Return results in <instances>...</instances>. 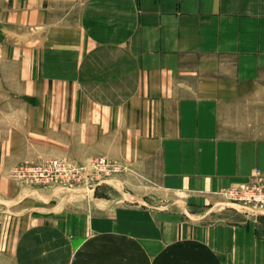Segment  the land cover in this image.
I'll return each mask as SVG.
<instances>
[{
	"label": "crops",
	"instance_id": "obj_1",
	"mask_svg": "<svg viewBox=\"0 0 264 264\" xmlns=\"http://www.w3.org/2000/svg\"><path fill=\"white\" fill-rule=\"evenodd\" d=\"M0 24L36 46L0 45L33 83L18 107L0 80V264H264V213L216 208L264 176V0H0ZM27 97L35 124L99 148L79 157L122 162L127 192L73 204L13 181Z\"/></svg>",
	"mask_w": 264,
	"mask_h": 264
},
{
	"label": "rangeland",
	"instance_id": "obj_2",
	"mask_svg": "<svg viewBox=\"0 0 264 264\" xmlns=\"http://www.w3.org/2000/svg\"><path fill=\"white\" fill-rule=\"evenodd\" d=\"M34 39H35L34 36L29 37V35L25 33L9 35L7 28L4 30L3 25L0 24V45L4 44L5 42H8L9 44L11 43L14 46L16 45L23 46L20 45L22 41L24 44L25 42H27L24 46L26 47L27 45L30 47L33 46V49H36V46L32 44ZM13 55L14 53L11 56L8 55V58L6 59L12 60L16 58ZM0 61H4V60L0 59ZM7 66L8 67H5L4 64L0 63V80H4V78L7 79L9 83V87L14 88L16 95L21 92L23 96L17 98L16 103L18 107H23L26 99L25 98V93L27 92L26 87L32 86L33 83H28V81H30V78L28 77L26 79L19 78L17 74L18 68L15 65L8 64ZM12 70H13V74L11 73ZM9 73H11L13 76H11V74ZM32 92L38 93L39 91L37 88L36 89L33 88ZM112 100L116 101L115 99ZM29 101H31V105H30L31 111L29 113H26V115L17 114L15 116L16 119L18 120V125L24 124L25 126H31V127L29 128L27 127L26 129L19 130L20 161L13 162L12 164L8 165L9 166L8 175L13 181H15L18 184L17 180L13 179L11 172L15 167H18L19 165L40 164L46 160L64 159L76 166H85V165H92L93 163L100 161V159H105L109 164L114 165V163H117L121 168L124 167V169L122 168L121 171L114 174L103 173L100 177L97 176L98 178L96 177L93 178V175H91L86 184L82 181H71L70 183H63V181H61L55 185L47 184L44 186H37V187H32V186L27 187V185H21V186L31 189L64 190L63 196L73 200L72 202L73 204H78V200H82V201L84 200L83 202L91 203L92 200H94L95 198L98 199L104 198V200L107 198L110 199L112 198V196L114 198H118L120 196V193L127 192V190L125 189H123L121 192L118 191L117 189H114L111 183V179L114 178L115 175H119L127 171L125 165L122 162H120L116 158L109 157L103 153L99 154V156L85 157V159L79 157L77 154H79L80 151H77V149H82L84 152L87 153L92 151L97 152L99 148L94 145L76 143L75 141L76 136L74 134H70L67 135V137H65V132L68 129H66L65 131L61 129H53V130L43 129L44 121L41 118L42 117L41 114H40L41 121L35 124L36 122H38V120H35V117L39 118V116L33 115V112L39 114L37 112L41 111L42 102H40L41 99L36 97L29 99ZM244 107H254V106L251 104V105H246ZM256 107L258 113H256V111L254 110L250 115H252V118L257 119V122L259 124L264 123V105L258 103ZM4 118H10V117L0 116L1 121ZM11 118L13 121L14 120L13 116H11ZM69 130L74 132L72 127ZM258 132L264 133V129H259ZM238 134H243V135L251 134V131L243 130L242 132H238ZM60 141H67V142L64 143ZM101 143L102 142H99L100 147H101ZM100 152L102 151L100 150ZM124 176L125 175H123V177ZM260 178L264 179V176H262L260 172L255 173L251 181L245 183L244 185L231 186L226 190H231L233 188H242L244 186H249L254 184L256 186V182H258V179ZM224 191L220 192L221 195L220 203L216 205V208L222 209V211L224 210V212H227L228 215L232 213L235 214L236 212L243 214V212H241L243 209H245L246 212L254 209L257 210L258 212L264 213V209L256 208L254 206H250L246 204L242 205L240 202H235L231 199L229 200L223 194ZM125 197H126L125 198L126 203L131 202L130 200H128L130 197L128 198L127 194H125ZM159 202H160L159 200L156 202L154 201V203L149 201V203L153 206H158V205L166 206L162 202H161L162 204ZM216 215L218 216L216 217V219H220V218L223 219L225 217L223 216V214L217 212L215 216Z\"/></svg>",
	"mask_w": 264,
	"mask_h": 264
},
{
	"label": "built area",
	"instance_id": "obj_3",
	"mask_svg": "<svg viewBox=\"0 0 264 264\" xmlns=\"http://www.w3.org/2000/svg\"><path fill=\"white\" fill-rule=\"evenodd\" d=\"M122 168L124 169V167ZM122 168L117 163L109 164L105 159L85 166H76L67 160L56 159L46 160L40 164L19 165L12 170L11 175L19 184L27 185V187L55 185L61 181L63 183L82 181L86 184L91 175L93 178H98L103 173L114 174L121 171ZM223 194L229 200L240 202L242 205L264 209V179L262 178L258 179L256 186L254 184L233 188L224 191Z\"/></svg>",
	"mask_w": 264,
	"mask_h": 264
}]
</instances>
